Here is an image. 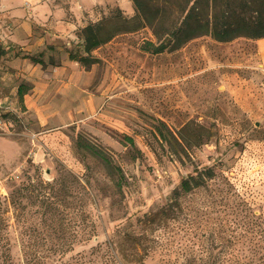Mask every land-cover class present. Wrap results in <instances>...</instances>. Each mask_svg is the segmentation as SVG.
Here are the masks:
<instances>
[{"label":"rangeland","instance_id":"1","mask_svg":"<svg viewBox=\"0 0 264 264\" xmlns=\"http://www.w3.org/2000/svg\"><path fill=\"white\" fill-rule=\"evenodd\" d=\"M107 1L88 23L104 17L102 38L116 36L90 53L89 66L67 69L77 91H59L60 81L21 105L17 86L30 84L0 62V229L12 264H22V246L48 264H264V66L255 41L200 37L147 53L159 42L131 1ZM78 137L111 170L81 154ZM203 169L212 181L179 197L169 219L139 223Z\"/></svg>","mask_w":264,"mask_h":264},{"label":"trees","instance_id":"2","mask_svg":"<svg viewBox=\"0 0 264 264\" xmlns=\"http://www.w3.org/2000/svg\"><path fill=\"white\" fill-rule=\"evenodd\" d=\"M135 10V18L139 19L151 33L158 44L148 42L143 50L151 54H160L163 51H176L184 44L200 37H210L213 41L223 44L238 39L256 41L264 39V0H130ZM108 20L103 19L88 23L80 30L78 40L81 49L70 50V61L76 62L82 67L93 63L90 53L107 43L116 35H108L102 38V32L106 28ZM81 52V55L78 53ZM30 59L35 65L44 67L41 57H24ZM18 86L17 98L22 105L23 94L28 89ZM161 139L163 138L159 128L155 127ZM127 144L134 147L129 138H125ZM76 148L87 153L90 157L100 160L106 170H111V160L99 149L88 145L80 137L76 139ZM214 178L210 169L195 171V175H189L182 179L178 189L172 194L168 204L150 216L143 215L139 223L145 227L158 226L169 219L173 210L179 209L177 199L190 194L198 188L205 187ZM118 193L121 187L116 184ZM237 198V196H234ZM0 229V264H12L10 244L8 240L2 241ZM3 236V234H2ZM134 242V238H131ZM227 248V247H226ZM225 249L222 247L221 250ZM24 250V251H23ZM22 264H48V258L29 252V247L22 246ZM222 252V251H220ZM186 264H196L188 262ZM200 264H247L245 261L220 260L219 258L201 261Z\"/></svg>","mask_w":264,"mask_h":264},{"label":"crops","instance_id":"3","mask_svg":"<svg viewBox=\"0 0 264 264\" xmlns=\"http://www.w3.org/2000/svg\"><path fill=\"white\" fill-rule=\"evenodd\" d=\"M67 3L69 8L65 11L57 8V4L50 6V0H0L3 51L0 62L14 70V77L19 76L30 84V89L23 94L22 105L26 95L55 92L60 81L59 91L62 86H70L74 92L78 90L74 74L67 71L77 63L70 61L68 52L80 44L77 33L100 16L92 10L105 6L108 1L67 0ZM255 51L257 60L264 66V39L255 41ZM36 53L43 56L44 67L22 58ZM262 81L264 89V79Z\"/></svg>","mask_w":264,"mask_h":264},{"label":"built area","instance_id":"4","mask_svg":"<svg viewBox=\"0 0 264 264\" xmlns=\"http://www.w3.org/2000/svg\"><path fill=\"white\" fill-rule=\"evenodd\" d=\"M1 109H2V110H7L6 108H2V107H0V110H1Z\"/></svg>","mask_w":264,"mask_h":264}]
</instances>
